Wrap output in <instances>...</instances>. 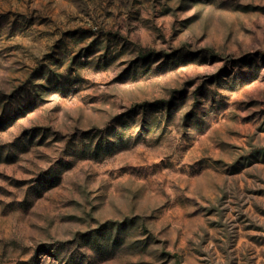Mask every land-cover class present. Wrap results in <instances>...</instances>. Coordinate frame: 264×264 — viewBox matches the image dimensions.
I'll return each instance as SVG.
<instances>
[{"label":"rangeland","instance_id":"1","mask_svg":"<svg viewBox=\"0 0 264 264\" xmlns=\"http://www.w3.org/2000/svg\"><path fill=\"white\" fill-rule=\"evenodd\" d=\"M0 264H264V0H0Z\"/></svg>","mask_w":264,"mask_h":264}]
</instances>
